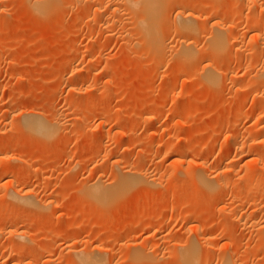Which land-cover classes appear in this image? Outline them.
<instances>
[{
    "label": "rangeland",
    "instance_id": "rangeland-1",
    "mask_svg": "<svg viewBox=\"0 0 264 264\" xmlns=\"http://www.w3.org/2000/svg\"><path fill=\"white\" fill-rule=\"evenodd\" d=\"M35 1L0 0V257L7 255V264H82L79 254L95 253L102 264H181L177 244L210 237L197 264H222L220 252L229 264H264V179L244 190L258 199L246 208L247 227L230 211L244 200L218 195L206 212L211 198L193 177L226 164L232 172L224 179L233 181L252 170L257 157L264 165V80L249 85L264 72V47L258 57L249 52L253 37L264 40V30L250 26L257 18L264 27V0L253 11L241 0L173 1L159 28L169 49L156 54L138 40L136 18L133 26L130 13L127 19L109 10L112 0L93 8L85 0H57L43 13ZM199 1L200 11L193 7ZM208 5L212 19L222 13L224 23L235 21L243 53L229 44L228 50L210 48L209 16L199 21V39L190 41L196 56L187 65L176 58L184 40L175 30L176 11L199 16ZM97 7L105 15L95 16ZM127 22L137 34L133 27L129 33ZM210 58L225 73L219 87L205 81ZM27 110L59 123L56 134L46 139L30 132ZM237 112L245 117L233 128ZM250 138L257 141L236 152L235 142ZM180 148L186 154L177 163L173 156ZM124 170L157 175L158 183L121 189L105 203L88 196L90 185H115ZM12 187L22 194L32 190L47 205L20 208ZM13 215L22 217L21 225H1ZM136 250L143 257L134 258Z\"/></svg>",
    "mask_w": 264,
    "mask_h": 264
},
{
    "label": "bare ground",
    "instance_id": "bare-ground-1",
    "mask_svg": "<svg viewBox=\"0 0 264 264\" xmlns=\"http://www.w3.org/2000/svg\"><path fill=\"white\" fill-rule=\"evenodd\" d=\"M57 0H43V1H40V0H38V3H36V1H35V3H34V7H35V10H37L38 11V13L39 12H44V10H47L48 9V5H50V4H54L55 2H56ZM102 1H104V0H85L84 2H85V5H87L88 7H94V6H96V4L98 3V5H99V7H100V3L102 2ZM111 1V0H110ZM173 1H177V0H112L111 2H110V4L108 3V2H106V3H108L109 5H110V8H109V10H115L113 13H114V15H116L117 16V14H120V15H122L123 14V16H121L122 18L123 17H125V15L127 14L126 12H128V14L131 16V19H133L132 21L131 20H129L128 22H130L131 21V24H133V26H134V18H136L137 19V21H136V23H138V21H139V23L137 24L138 26H139V31H138V29H135L136 27H133V26H131L128 22V27L130 28H128L127 26V28L130 30L129 31V33L131 32H133V30L135 29V32H136V34L138 33V32H141V35H142V37H143V39L141 38V35H140V33H139V37L141 38H138V36H137V38H138V40H142V42H141V44L142 45H144V42H147L150 46H151V51L153 52V53H157V52H160V51H162V49L164 48V46L165 45H167L166 47H168L167 48V51H168V49H169V46H168V44H167V42H166V37H165V35L162 33V30H160L161 29V27L163 26L162 25V23L166 20V17H167V8L169 7V6H172V5H175V4H177V2L174 4V3H172ZM182 1V0H181ZM213 1H217V0H212V2ZM232 1V0H231ZM235 1V0H234ZM233 1V2H234ZM240 1V0H239ZM239 1H235V2H237V3H239ZM242 2V4H245V5H247V6H249L248 7V9L249 10H252L253 9V7H256V8H258L259 9V0H241ZM243 1H244V3H243ZM28 2H31V1H28ZM180 2V1H179ZM220 2H221V0H220ZM222 2H223V0H222ZM104 3V2H103ZM102 3V4H103ZM172 3V4H171ZM214 3V2H213ZM216 4H219L218 2H215ZM33 4V3H32ZM79 4V3H78ZM124 6H122V5ZM29 5H30V3H29ZM83 5V4H82ZM107 5V4H106ZM195 6H193L194 7V9L195 8H198V10H199V8H201V10H202V8H204L203 7V3L202 2H200L199 1V3H196V4H194ZM222 5V4H221ZM238 5V4H237ZM84 6V5H83ZM99 7H97L96 8V12H95V14H98L99 13V11H101L100 9H99ZM261 7V6H260ZM32 8V7H31ZM85 8V7H84ZM116 8V9H115ZM186 9L187 8H183V10L181 11V10H179V11H176V12H178L177 13V16H176V18L175 19H177L180 23L178 24V21L176 20V22H177V24L175 25V28H177V29H175L174 28V26L172 27V28H174L176 31L178 30V31H180L181 33H182V35H183V37H184V40H180L181 41V43H180V45H179V47H178V50L176 51V58L178 59V60H180V62L181 61H188V59H192L193 60V58H195V56H196V54H195V50H194V48H195V42L193 43V42H190L191 40H192V38H194V36L196 35V33H197V35H200V34H198V32L199 33H202L201 31H200V29H199V26H198V24H200L199 23V21L200 20H208L207 18H209V16H210V18H211V14H214L213 12V9H214V7L212 8V5L210 6V5H208L203 11H205L204 12V14H202V15H195L194 13H188L189 11H187L186 12ZM193 9V10H194ZM34 10V9H33ZM256 10V9H255ZM36 11V12H37ZM95 11V10H94ZM122 11H124L123 13H122ZM200 11V10H199ZM253 11V10H252ZM111 12V11H110ZM117 12H120V13H117ZM194 12V11H193ZM258 12V11H257ZM94 13V12H93ZM117 13V14H116ZM263 13V12H262ZM125 14V15H124ZM128 14H127V16H128ZM169 14H170V12H169ZM222 14V13H221ZM220 13L219 14H217V15H214L215 16V18L214 19H212L213 20V22H212V25H211V32H209V35H210V41H209V45H211V47L210 48H214V50L216 51L217 49H224V50H228V49H225V47H227V45L228 46H233L234 48H236L235 50L237 51V53H241L242 52V49L244 48L243 47V45L240 43V41H239V38L237 37V36H235L234 35V29L236 30V27H237V25H236V23H235V21H230V20H226V23H224L225 22V19H224V14L223 15H221ZM257 14V13H256ZM101 16L102 15V12H101V14H98V15H95V16ZM103 15H105V14H103ZM102 15V16H103ZM227 15V14H226ZM113 16V15H112ZM127 16L125 17V18H127ZM259 16V15H258ZM89 17V16H88ZM92 17V16H91ZM106 17H107V15H106ZM171 17V16H170ZM231 17V16H230ZM96 18H98V17H96ZM100 18H102V17H100ZM114 18V17H113ZM118 18V17H117ZM120 18V17H119ZM124 18V19H125ZM129 18V17H128ZM127 18V19H128ZM127 19H125V20H127ZM130 19V18H129ZM169 19V18H168ZM103 20V19H102ZM224 20V21H223ZM92 21V20H91ZM96 21V20H95ZM169 21V20H168ZM83 22V21H82ZM105 22V21H104ZM172 21H170L169 22V26L174 22H172ZM208 22V21H207ZM210 22V21H209ZM85 25H86V20L83 22ZM113 23H114V21H113ZM167 23V22H166ZM224 23V24H223ZM104 24V23H103ZM117 24V23H116ZM174 24V23H173ZM83 25V24H82ZM85 25H83V27H85ZM162 25V26H161ZM261 22L256 18V19H254L253 21H251L250 22V26H251V30H253V31H256V30H258L259 32H261V31H263L264 29V27L262 28L261 26ZM88 26V25H87ZM86 26V27H87ZM117 26V25H116ZM119 26V25H118ZM121 26V25H120ZM161 26V27H160ZM165 26H167L166 24H165ZM236 26V27H235ZM82 27V28H83ZM133 27V30L131 29ZM210 27V26H209ZM160 28V29H159ZM171 28V26H170V29H172ZM83 30V29H82ZM119 30V29H118ZM120 30H121V28H120ZM125 30H126V28H125ZM132 30V31H131ZM138 32H137V31ZM204 30V29H203ZM209 30V31H210ZM92 31V30H91ZM124 31V30H123ZM122 31V32H123ZM128 31V30H127ZM126 31V32H127ZM253 31H251V32H253ZM90 32V31H89ZM121 32V31H120ZM125 31H124V33H126ZM207 32H208V30H207ZM248 32V31H247ZM162 33V34H161ZM128 34V33H127ZM126 34V35H127ZM236 34V33H235ZM134 35H135V33H134ZM227 35V36H226ZM128 36H130L129 34H128ZM127 36V37H128ZM202 36H204V35H202ZM201 36V37H202ZM136 37V36H135ZM196 38L198 37V36H195ZM134 38V37H133ZM137 38H136V40H137ZM131 39V38H130ZM199 38H197V40H198ZM260 39H262L261 38V35H257L256 37H253L252 39H251V44L249 45L250 47H251V49H250V55L252 54V55H254V57H255V55L257 56L258 55V53H259V50L261 49L262 50V48L264 47V40H263V42H260L261 40ZM137 40V41H138ZM131 41V40H130ZM193 41H194V39H193ZM132 42H133V40H132ZM146 43V44H147ZM130 44V43H129ZM133 44V43H132ZM140 44V45H141ZM231 44V45H230ZM133 45H135V44H133ZM136 46V45H135ZM146 46H148V45H146ZM214 46V47H213ZM248 46V47H249ZM133 47V46H132ZM140 47H143V46H140ZM166 47H165V49H166ZM198 48V47H197ZM207 48H208V46H207ZM232 48V47H231ZM233 48V49H234ZM80 49V48H79ZM177 49V48H176ZM175 49V50H176ZM199 49V48H198ZM248 50V49H247ZM137 51V50H136ZM148 51H149V47H148ZM164 51V50H163ZM210 51V50H209ZM222 51V50H221ZM244 51H245V49H244ZM151 52V53H152ZM201 52H202V50H201ZM263 52H264V50H263ZM161 53V52H160ZM168 53V52H167ZM166 52H165V54H167ZM175 53V52H174ZM174 53H173V55H174ZM213 53V52H212ZM243 53V52H242ZM164 54V53H163ZM151 55V54H150ZM160 55V54H159ZM238 54H236V56H237ZM252 55H251V57H252ZM260 55V54H259ZM258 55V56H259ZM157 56V55H156ZM162 56V55H161ZM160 56V57H161ZM257 56V57H258ZM163 58V57H162ZM160 59V58H159ZM217 59V58H216ZM192 60H190L189 62H187V65H190V64H192V63H190ZM195 60V59H194ZM193 60V61H194ZM192 61V62H193ZM214 58H213V60L210 58V60H208V66H206V67H208L209 68V70L207 71V72H203V73H205L204 74V77H205V81L206 82H208V84L209 85H216V86H218V84H220V82H218V77H220V75H221V73H222V71L221 72H219L218 70H216L214 67H216V66H214ZM237 61H238V57H237ZM239 61H240V59H239ZM186 62H184V63H186ZM216 62V61H215ZM189 63V64H188ZM207 63V62H206ZM248 63V62H247ZM187 65H185L184 64V66H186V68H190V67H187ZM205 65V64H204ZM177 66V65H176ZM180 66V65H179ZM182 66V65H181ZM247 68V67H246ZM249 68V67H248ZM199 69V68H198ZM197 69V70H198ZM185 70H188V69H185ZM202 73V74H203ZM227 73V72H226ZM233 73V72H232ZM235 73V72H234ZM223 74H225L224 72L222 73V75ZM239 74V73H238ZM199 75V74H198ZM201 75V74H200ZM237 75V74H236ZM236 75H234V74H231V78H232V80H234L235 81V79L237 78L236 77ZM238 76V75H237ZM191 77V76H190ZM225 77H229V73H227L226 75H225ZM221 78H222V76H221ZM224 78V77H223ZM226 78V80H228ZM191 79H192V77H191ZM202 79V78H201ZM220 79V78H219ZM230 79V78H229ZM238 79V78H237ZM187 80V79H186ZM223 80H225V78L223 79ZM257 80H258V82H257ZM260 80V81H259ZM264 80V72L262 73V74H259L258 73V75H256V79H255V76H254V78H252V82L251 83H249V85L250 84H254V81H256L257 83H260L261 81H263ZM170 81V80H169ZM250 81V80H249ZM202 82V81H201ZM200 84V83H199ZM202 85V84H201ZM219 87V86H218ZM187 92V91H186ZM259 94V93H258ZM257 96V95H256ZM259 97H261L260 95H258ZM263 96V95H262ZM240 111H242V110H240ZM243 112V111H242ZM242 112H237L238 114L235 116L236 117V119H235V121H234V124H233V128H235V127H238V126H240V124H241V122L242 121H244V120H242L244 117H245V115L242 113ZM264 112V111H263ZM24 113V116H25V123L24 124H26V127L29 129V131L30 132H33V134H38V135H40V136H43V137H45L46 139L47 138H52L55 134H56V132L58 131V129H59V123H56V122H51L50 120H48V119H46L43 115H41V114H38V113H35L33 110H27L26 112H23ZM157 114V113H156ZM242 114H243V118H242ZM23 115V114H22ZM21 115V116H22ZM151 117V116H150ZM250 117V116H249ZM24 118V117H23ZM156 118V117H155ZM248 118V117H247ZM155 120V119H154ZM242 120V121H241ZM148 123H149V121H148ZM153 123V122H152ZM150 126V125H149ZM253 128V127H252ZM263 129H264V123H263V127H262ZM245 129V128H244ZM221 131V130H220ZM257 141V139L255 140V139H248V140H246L245 142H243V143H240L239 141H237V142H235V144H234V149L236 150V152L237 151H239V150H243L244 149V147H246L247 146V144L248 143H251L252 144V142H256ZM254 144V143H253ZM250 146V145H249ZM169 150H172V148L170 147L169 148ZM145 151V150H144ZM121 158L123 159L124 158V156L126 155V152H127V150L125 149V148H122L121 149ZM140 153V152H139ZM175 155L173 156V158H174V160H175V162H177V163H180L181 161H182V158L184 157V155L186 154L185 153V150L183 149V148H180V149H178V150H176L175 151V153H174ZM192 154V153H191ZM257 156H259V155H257ZM256 156V157H257ZM249 158V157H248ZM254 158H255V156H254ZM258 159H256V160H254L255 161V165H254V168H252V170H250V171H248V172H246V173H244V174H242L241 176H239V177H237V179H232L233 181H226L224 178L226 177V175H228L229 174V172H232L231 171V169H229V167H228V165H221L218 169H216V170H212L211 169V171H209V169L208 168H204V171H202V173H201V171H200V173L199 174H193V177L195 178V179H197L198 180V182H199V184L203 187V189H205L206 190V192L208 193V195L210 196H208L209 198H211L210 199V201H208L207 202V204L209 203V205H205L206 207V212L209 210V211H211L212 210V205L213 204H215L216 203V201L215 200H217L216 199V196H218V195H221V196H223V197H227V196H232L233 198H234V200H244L243 202H244V205H242L241 206V204L239 205H237V204H235L234 205V207L232 208V209H230V211H231V213L232 212H234L235 213V215H236V213L238 214V215H236L237 217H239L240 219H239V221L240 222H244V224H245V226H247L248 227V225L250 224L249 223V221H246V220H244L245 219V217H246V215H248L247 214V206L249 207V206H251L253 203H255L256 202V200H258V199H256V196H254V195H251V194H248V192L247 193H245V189L247 190V188L249 187L250 188V186H253V184H255V183H257V182H259V181H261V180H263L264 179V165L262 164L263 163V161H262V163H261V159H259V157H257ZM252 159H253V157H252ZM253 161V160H252ZM189 162V161H188ZM191 162H193L192 160H190V163ZM184 163V162H183ZM189 163V164H190ZM191 164H193V163H191ZM207 165V164H206ZM119 166V165H118ZM251 166V165H250ZM232 167V166H231ZM121 169V168H120ZM122 170V169H121ZM12 172V171H11ZM245 172V171H244ZM13 173V172H12ZM121 173V172H120ZM11 175V174H10ZM191 175V174H190ZM230 175V174H229ZM228 175V176H229ZM191 177V176H190ZM117 183L115 184V185H108V184H106V183H103V181L102 182H96L95 184H93V185H90L88 188H86V189H88L87 190V194H88V196H90L92 199H94L96 202H99V203H105L106 201H108L109 199H112L113 198V196L116 194V193H118V191L119 190H121V189H132V188H135V187H137V186H139V185H146V186H154L155 185V187H156V184L158 183V178H157V175H150V174H142L141 172L139 173V172H135V171H132V170H124V171H122V174H120V175H118V178H117ZM229 180V179H228ZM197 182V183H198ZM160 185V184H159ZM159 185H157V186H159ZM200 186V187H201ZM12 189V198H14V199H12V201H14L15 199L16 200H18V201H20V202H18V201H16L15 200V202L17 203H21L20 205H19V207L20 208H22L23 209V207L25 208V206H23L22 204H26V205H28V207L30 206V207H35L36 205H38V206H41V209H42V207L43 206H45V204L46 203H41L42 201L41 200H37V198H36V196H35V198L33 197V193H32V190L31 191H27L26 193H24V194H22L21 192L20 193H18L15 189V187H12L11 188ZM262 190V189H261ZM196 192V191H195ZM264 192V191H263ZM250 193V192H249ZM253 193V192H252ZM8 194V193H7ZM33 194V195H32ZM260 195V194H259ZM9 196V195H8ZM207 197V196H206ZM9 198V197H8ZM258 198V197H257ZM10 199H11V197H10ZM39 199V198H38ZM186 199V198H185ZM208 199V198H207ZM41 201V202H40ZM15 202H12V203H15ZM24 202V203H23ZM18 203L16 204V205H18ZM187 204V203H186ZM15 205V204H14ZM47 205V204H46ZM53 205V204H52ZM216 205V204H215ZM220 205V204H219ZM23 206V207H22ZM49 206V205H48ZM47 206V207H48ZM217 207V206H216ZM223 207V206H222ZM221 207V208H222ZM210 208H211V210H210ZM251 208V207H250ZM213 209H215V208H213ZM29 210H31L30 208H29ZM229 210V209H228ZM227 210V211H228ZM214 211V210H213ZM193 215V214H192ZM14 217H11V218H9V217H7L6 219H4L3 220V223L1 224V225H3L4 226V224L6 225V224H9V223H11V224H15V225H21L22 224V222H23V220L19 217V216H15V215H13ZM190 216H191V214H190ZM194 216V215H193ZM30 217V216H29ZM195 217V216H194ZM194 217H192V219L194 218ZM248 217V216H247ZM25 219V218H24ZM190 219V218H189ZM193 220H196V217L193 219ZM236 220V219H235ZM31 221V218H27V220H26V222L27 223H29ZM198 222H199V220H198ZM256 222V221H255ZM25 223V222H24ZM196 223V222H195ZM200 223V222H199ZM249 223V224H248ZM243 224V225H244ZM256 224V223H255ZM201 225V224H200ZM240 225V224H239ZM253 225V224H252ZM258 226H259V224H258ZM261 226V225H260ZM263 226V225H262ZM97 227V226H96ZM197 227H199L198 225H197ZM196 227V228H197ZM253 227H257L256 225H253L252 226V228ZM227 228V227H226ZM1 230V229H0ZM194 230V229H193ZM196 230H199V228L198 229H196ZM92 231V230H91ZM97 231V230H96ZM225 231V230H224ZM88 235V234H87ZM17 236H20V237H22V235H20V234H17ZM263 236V235H262ZM202 237V236H201ZM262 238V237H261ZM264 238V237H263ZM213 240V238H210V237H203L199 242H197V240L195 241L194 239H190L186 244H183V243H181V245H176V247L177 248H180L179 250H180V252H179V250H178V252H179V254L177 255V257L179 258V260H180V263L181 264H197L196 262L200 259V249H201V247H203L204 248V245H207V244H209L211 241ZM261 241H262V239H261ZM15 243V242H14ZM180 243V242H179ZM262 243H264V241H262ZM7 245V244H6ZM8 247H10V245L8 246ZM206 249V248H205ZM24 250V249H23ZM222 250V249H221ZM20 251V250H19ZM16 253V252H15ZM34 253V252H33ZM148 253V252H147ZM12 254V253H11ZM78 254V253H77ZM218 254V253H217ZM264 254V253H263ZM25 255V254H24ZM82 254H79V256L82 258V260L84 261L83 263L84 264H102L101 263V260H100V257L98 256V255H96L95 253H90V256H85V257H89V258H85L84 257V255L83 256H81ZM132 255H133V257L134 258H139V257H143V255L144 254H142L140 251H138V250H136L134 253H132ZM176 256V255H175ZM209 256V255H208ZM145 257H147V254H145ZM233 257V256H232ZM7 258V255H2L1 257H0V263H2L1 261H4L5 259ZM137 258V259H138ZM206 258V257H205ZM205 258H203V260L202 261H206V259ZM8 259V258H7ZM7 259H6V261H7ZM23 259V258H22ZM87 259V260H86ZM176 259V258H175ZM217 259H218V261H219V263H222V264H229V259L227 258V255L226 254H224V252H220L219 253V255H217ZM232 259V258H231ZM234 259V258H233ZM233 259H232V261H233ZM10 260V259H9ZM81 260V261H82ZM178 260V259H177ZM178 260V261H179ZM208 260V259H207ZM6 261H4L6 264H7V262ZM16 261V260H15ZM15 261H13L14 263H15ZM18 261V260H17ZM200 261V260H199ZM217 261V260H216ZM234 261H235V259H234ZM237 261H238V259H237ZM237 261H236V263L235 264H237ZM9 263V262H8ZM81 263V262H80ZM82 263V264H83ZM13 264V263H12ZM17 264H19V263H17Z\"/></svg>",
    "mask_w": 264,
    "mask_h": 264
}]
</instances>
